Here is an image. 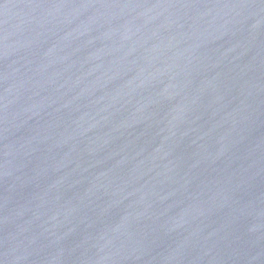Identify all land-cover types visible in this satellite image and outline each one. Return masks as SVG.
I'll return each mask as SVG.
<instances>
[{"label":"water","instance_id":"95a60500","mask_svg":"<svg viewBox=\"0 0 264 264\" xmlns=\"http://www.w3.org/2000/svg\"><path fill=\"white\" fill-rule=\"evenodd\" d=\"M0 264H264V0H0Z\"/></svg>","mask_w":264,"mask_h":264}]
</instances>
